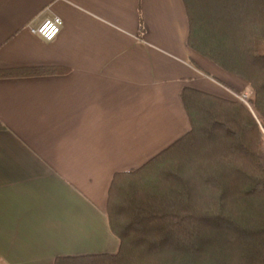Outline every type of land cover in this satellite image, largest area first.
Here are the masks:
<instances>
[{"label":"crops","instance_id":"crops-1","mask_svg":"<svg viewBox=\"0 0 264 264\" xmlns=\"http://www.w3.org/2000/svg\"><path fill=\"white\" fill-rule=\"evenodd\" d=\"M188 35L183 0H0V69H68L0 78V264L117 253L112 180L191 130L183 89L252 95Z\"/></svg>","mask_w":264,"mask_h":264},{"label":"trees","instance_id":"trees-1","mask_svg":"<svg viewBox=\"0 0 264 264\" xmlns=\"http://www.w3.org/2000/svg\"><path fill=\"white\" fill-rule=\"evenodd\" d=\"M183 2L189 48L253 93L245 103L184 88L191 130L110 185L119 251L54 264H264V0ZM67 70L0 69V78Z\"/></svg>","mask_w":264,"mask_h":264},{"label":"built area","instance_id":"built-area-1","mask_svg":"<svg viewBox=\"0 0 264 264\" xmlns=\"http://www.w3.org/2000/svg\"><path fill=\"white\" fill-rule=\"evenodd\" d=\"M63 21L59 17L46 20L40 27L31 28L33 34L39 35L45 41H53L62 31ZM240 100L247 103V95H241Z\"/></svg>","mask_w":264,"mask_h":264},{"label":"rangeland","instance_id":"rangeland-1","mask_svg":"<svg viewBox=\"0 0 264 264\" xmlns=\"http://www.w3.org/2000/svg\"><path fill=\"white\" fill-rule=\"evenodd\" d=\"M240 96L241 95H238V98H236L238 101H241L240 100ZM248 97V96H247ZM261 161H262V164H263V166H264V151L261 153Z\"/></svg>","mask_w":264,"mask_h":264}]
</instances>
